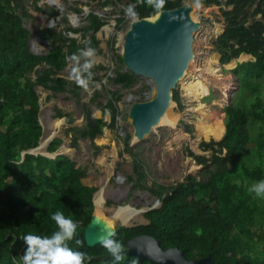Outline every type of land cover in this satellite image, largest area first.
Listing matches in <instances>:
<instances>
[{
	"label": "trees",
	"instance_id": "trees-1",
	"mask_svg": "<svg viewBox=\"0 0 264 264\" xmlns=\"http://www.w3.org/2000/svg\"><path fill=\"white\" fill-rule=\"evenodd\" d=\"M199 1L220 4L222 0ZM128 3L135 4L142 18L179 7L184 0H164L161 9H155L148 0ZM225 3L233 8L223 9L225 30L213 41L220 63H229L242 53L254 57L238 62L231 70L239 83L240 98L225 108L226 132L218 144L226 148L227 154L225 158L213 155L217 168L206 179L189 174L170 187H151L161 204L145 212L148 223L117 227L116 238L124 243L126 257L114 262L101 243L88 246L85 242L98 189L84 183L86 170L67 154L22 156L24 150L39 145L43 134L36 86L65 89L67 80L51 79L50 72L64 69L73 53L79 54L85 45L92 46L105 21L94 10L89 12L84 43L65 34V29L79 30L71 26L63 31L43 28L41 36H52L53 47L37 54L29 47L31 31L23 20L28 12L21 9V0H0V264H23L26 245L22 237L27 232L51 235L57 230L51 212L57 209L79 222L76 237L69 245L87 253L90 259L86 264H157L129 253V240L140 235L155 236L164 249L178 247L188 259L211 256L219 264H264V198L247 191L252 182L264 178V0ZM42 62L53 70L35 80L27 76L32 67ZM50 80H54L51 86ZM134 80L130 72L118 73L117 81L125 85ZM174 100L182 106L177 90ZM102 109L104 114L111 112L116 120L114 98H109ZM85 111L87 127L82 133L94 138L108 123L103 117H94L90 110ZM62 143V138H54L47 150L55 152ZM213 144L203 142L204 148ZM125 145L126 151L133 153L130 136ZM190 153L199 163L208 161L205 156ZM76 238L82 243L76 244Z\"/></svg>",
	"mask_w": 264,
	"mask_h": 264
},
{
	"label": "rangeland",
	"instance_id": "rangeland-1",
	"mask_svg": "<svg viewBox=\"0 0 264 264\" xmlns=\"http://www.w3.org/2000/svg\"><path fill=\"white\" fill-rule=\"evenodd\" d=\"M225 1L222 0L220 4H206L199 0H184V3L193 5L197 15L196 20L200 21V27L194 33L193 42L197 61L189 68L193 72L194 64L202 65L200 71L209 85V92L200 100L212 113L220 115L224 123L226 106L240 98L239 83L231 70L238 62L254 59L251 54L244 57H241V54L229 63H220V54L216 51L213 41L225 30L223 9L233 8ZM128 5V0H21V9L24 7L28 12L23 20L24 25L31 31L29 47L37 54H44L53 47L52 36H41L40 30L43 28L63 31L67 26H71L79 29L80 32L65 29V34L77 39L78 43H84L88 38L83 34H85L84 29L89 26V12L94 10L105 21L96 33L97 40L91 42L96 49V63L92 69L94 76L89 81L88 89L79 86L73 78L76 61L71 58H68V64L62 70H53L48 64L42 62L32 67L27 76L35 80L39 75L52 69L51 79L63 77L67 80L63 90L39 84L36 86L40 96L39 121L43 127L39 145L46 135H52L47 147L54 138L63 139L59 148L50 153L69 155L76 160L78 166L86 170L84 183L96 186L98 188L96 192L102 187L105 189L107 216H110L113 209L119 205L130 204L141 210L130 225L122 223L121 219H114L112 224L117 227L149 222L145 212L161 204L158 197L150 191L151 187L163 185L170 187L185 180L189 174L197 176L198 179H206L209 173L217 168L213 155L217 154L225 158L227 154L226 148L218 144L226 130L221 139L202 138L195 146L196 121L199 120V113L195 111L197 100L186 95L180 83L174 90L178 91L182 106L174 100L173 109L174 115L179 116L177 119L179 134L184 136L181 135L182 138L178 139L177 131L167 123L152 129L143 140H133L134 127L129 118L131 105L135 101L152 98L154 89L149 79L131 72L120 59L124 38L131 22L139 18L137 13L135 16L126 13L125 9ZM132 5L136 11L135 4ZM88 46L90 45H85L83 48ZM212 56H216L219 63L209 67L207 59ZM80 63H83V58ZM119 72L134 74V82L131 85H125L117 81ZM53 84L54 80L48 82L49 86ZM262 93L264 96V85ZM109 98L115 99L117 107V116L114 121L112 113L104 114L102 109ZM86 109L90 110L94 117H103L108 123L103 127V132L94 138L82 133L87 127ZM59 121L62 122L61 125L57 124ZM128 136H130L133 153L126 151L125 141ZM205 141H212L214 144L204 148ZM114 150L116 156L113 155ZM190 151L195 155L205 156L208 161L204 164L199 163ZM136 165L138 171H136ZM193 165L196 168L192 169Z\"/></svg>",
	"mask_w": 264,
	"mask_h": 264
},
{
	"label": "water",
	"instance_id": "water-1",
	"mask_svg": "<svg viewBox=\"0 0 264 264\" xmlns=\"http://www.w3.org/2000/svg\"><path fill=\"white\" fill-rule=\"evenodd\" d=\"M192 11L193 5L184 3L176 8L162 9L152 16L139 17L131 22L125 35L121 55L123 62L134 74L151 78L156 88L152 98L135 101L129 111L134 135L139 141L151 133L153 126L159 123L174 101L173 91L194 57V33L200 27V21L193 19ZM39 147L24 150L22 156L26 153L47 155L38 153L36 149ZM97 217L102 218L100 223H96ZM108 226L117 231V226L94 211L85 229L86 244L94 246L100 243V237L106 233ZM128 251L141 261L149 259L157 264H219L211 256L188 259L178 247L164 249L153 235L130 239Z\"/></svg>",
	"mask_w": 264,
	"mask_h": 264
},
{
	"label": "clouds",
	"instance_id": "clouds-1",
	"mask_svg": "<svg viewBox=\"0 0 264 264\" xmlns=\"http://www.w3.org/2000/svg\"><path fill=\"white\" fill-rule=\"evenodd\" d=\"M155 9H161L164 0H148ZM126 13L135 16L136 11L132 4L125 9ZM87 43V42H86ZM96 49L92 46L79 49V54L73 53L72 60L76 61L73 68V78L78 85L85 89L89 88V81L94 76L92 71L95 60ZM83 58V63H80ZM247 191L254 194L255 197L264 198V178L252 182ZM51 217L57 225L51 235H41L39 233L27 232L22 237L25 242L23 253V264H86L87 253L74 249L69 245L77 234L78 221L72 216L65 215L64 211L57 209L51 212ZM102 218L97 217L96 223H100ZM123 223V221H122ZM116 230L108 226L106 233L100 237L99 242L112 255L114 262L122 261L126 257V248L124 243L116 238ZM76 244L82 243L79 238L75 240ZM131 264H135L132 261Z\"/></svg>",
	"mask_w": 264,
	"mask_h": 264
},
{
	"label": "bare ground",
	"instance_id": "bare-ground-1",
	"mask_svg": "<svg viewBox=\"0 0 264 264\" xmlns=\"http://www.w3.org/2000/svg\"><path fill=\"white\" fill-rule=\"evenodd\" d=\"M191 14H192L193 19L196 20L197 15L194 12V7H193V11L191 12ZM218 30L220 31V28ZM242 56L243 57L249 56V54L242 53L241 57ZM196 61H197L196 54H194V57L191 60L189 66H191V64L195 63ZM218 63L219 62L216 56H212V58L207 59V64L209 67H211L212 64H218ZM194 65H195L194 71L192 72L190 68L188 67L185 74L180 78L179 83L182 85V88L185 91L186 95H190L192 96V98L197 100V106H196L195 111L199 113V120L196 121L197 122L196 123L197 140L194 142L196 146L197 145L196 143L202 138H205V139L213 138L216 140L221 139L225 132L226 127H225L224 121H222L221 116L218 114L215 115L214 113H212L209 107L205 103L201 102L200 98L207 95L209 92V85L205 81V77L203 73H201L200 71L202 65L201 64H194ZM145 78L149 79L150 83L153 85L154 93H156L155 84L152 81V79L146 76ZM173 107H174V101L171 103V105L169 106L165 114L161 117L159 123L153 126V129L160 127V126H164L168 123L171 128H174L175 131H177L178 134H176L177 135L176 137L178 139H181L184 135L179 134L180 130L177 127V124H178L177 119H179V116L177 117L174 115L175 111ZM61 123L62 122L59 121L57 124L61 125ZM51 138H52V135H46L45 137H43L40 147L37 148L36 151L45 152L46 154L53 155V153L47 152V144ZM133 140L137 141V137L135 135L133 137ZM68 151L70 150L68 149ZM113 155L116 156L115 150L113 151ZM194 168H196L195 165L192 166V169ZM94 203L96 207L95 212L99 216L107 220L110 224L113 223L112 221L114 219H121V221H123L124 224L130 225L133 219L138 214L141 213L140 209L130 204H125V205L117 206L115 209H113L112 214L110 216H107L105 214L106 194H105V189L103 187L95 193Z\"/></svg>",
	"mask_w": 264,
	"mask_h": 264
}]
</instances>
